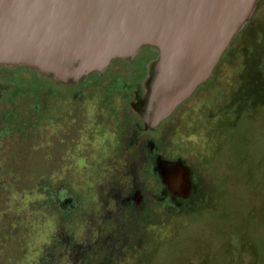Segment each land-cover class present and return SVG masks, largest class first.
<instances>
[{
	"label": "rangeland",
	"instance_id": "rangeland-1",
	"mask_svg": "<svg viewBox=\"0 0 264 264\" xmlns=\"http://www.w3.org/2000/svg\"><path fill=\"white\" fill-rule=\"evenodd\" d=\"M257 21L165 139L204 175L182 210L155 200L136 149L118 151L114 108L90 104L63 127L20 113L0 142V264H264V10Z\"/></svg>",
	"mask_w": 264,
	"mask_h": 264
},
{
	"label": "water",
	"instance_id": "water-1",
	"mask_svg": "<svg viewBox=\"0 0 264 264\" xmlns=\"http://www.w3.org/2000/svg\"><path fill=\"white\" fill-rule=\"evenodd\" d=\"M264 0H0V66L59 86L95 83L116 62L140 66L129 107L155 131L215 76ZM157 155L171 201L189 200L193 173Z\"/></svg>",
	"mask_w": 264,
	"mask_h": 264
},
{
	"label": "flooded vegetation",
	"instance_id": "flooded-vegetation-1",
	"mask_svg": "<svg viewBox=\"0 0 264 264\" xmlns=\"http://www.w3.org/2000/svg\"><path fill=\"white\" fill-rule=\"evenodd\" d=\"M244 30L245 28L241 31L243 32ZM239 33L237 37L240 36ZM242 38L240 36L236 41L234 40L235 43L232 47H235L236 42L241 41ZM231 54L232 49H229L222 56L216 68L227 61V58ZM216 73L211 81L205 86H200L189 99L181 103L173 115L164 120L155 131H145L140 129L142 125L141 120L129 107L132 89L140 77V66L130 67L123 61H116L97 82L83 83L70 87L59 86L51 79L40 77L34 71L24 66L12 69L0 66V142L10 139L11 134H14L16 127L20 123V113H25L27 122H22V125L25 126L35 124L42 128L45 126L48 127L49 125L52 127H63L66 118L71 119L75 123L79 112L83 108L91 107L89 106L90 104H96L97 107L106 111L108 110L107 118L113 117L112 108H114L120 120L113 122L120 124V127H122L121 134L123 135L122 144L120 145L121 148L118 151L122 155H126L127 150L136 149L141 164L148 168L152 179L156 183L157 194L153 195L155 200L161 202L162 205L165 203L168 204L165 212H169L170 209H175V211L182 210L186 206L184 205L186 204L185 202H181L180 200L177 202L170 201L167 200L168 197L162 196V185L157 177L153 175L152 169L156 164L157 155H161V153L165 154L171 160L184 161L185 166L181 163L180 165L192 171L193 181H195L189 203L193 205L194 201L199 200L198 194L201 190V185L198 183V174L203 175V173L199 172L198 167L189 157L179 152L174 153V155L172 154L173 156L167 154L165 139L174 130L184 126L191 111L190 104L192 100L199 93L208 90L217 78ZM25 126L22 127L25 128ZM128 143L129 146L127 145ZM135 190L136 188L128 192L129 195L126 194L124 200L134 197L136 195L134 193ZM132 193L135 195L131 196ZM63 200V203H66L69 198ZM93 244H96L94 248L97 250L99 248L98 241ZM90 245V248L93 249L92 244ZM81 246H78V248H81ZM89 246H85L86 249L83 253L85 256L89 253ZM106 250L108 249L106 248Z\"/></svg>",
	"mask_w": 264,
	"mask_h": 264
},
{
	"label": "trees",
	"instance_id": "trees-1",
	"mask_svg": "<svg viewBox=\"0 0 264 264\" xmlns=\"http://www.w3.org/2000/svg\"><path fill=\"white\" fill-rule=\"evenodd\" d=\"M264 10V2H263V4H262V6H260L259 8H258V10L254 13V15L252 16V19L246 24V26L244 27L245 28V30L242 32V34H244V35H242L241 34V32L239 33V35L240 36H246V33H247V31H248V29H249V27L251 26V25H255L258 21H257V19L260 17V12L261 11H263ZM240 36H238V37H240ZM238 37L236 38V39H234L235 41L238 39ZM235 42L233 41V44H234ZM233 46V45H232ZM218 69H219V67H217L216 69H215V73H216V71H218ZM216 76H217V74H216ZM131 155H130V157H132L133 156V152H131L130 153ZM64 218H66V216H64ZM56 243V242H55ZM55 246H57V245H55Z\"/></svg>",
	"mask_w": 264,
	"mask_h": 264
}]
</instances>
